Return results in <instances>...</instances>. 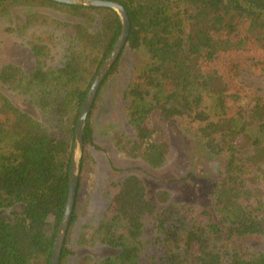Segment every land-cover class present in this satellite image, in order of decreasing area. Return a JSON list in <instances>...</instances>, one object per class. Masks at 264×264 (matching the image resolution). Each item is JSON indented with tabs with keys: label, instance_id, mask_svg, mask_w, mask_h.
<instances>
[{
	"label": "trees",
	"instance_id": "trees-1",
	"mask_svg": "<svg viewBox=\"0 0 264 264\" xmlns=\"http://www.w3.org/2000/svg\"><path fill=\"white\" fill-rule=\"evenodd\" d=\"M101 1L121 5L129 31L83 126L76 199L86 150L94 146L95 109L125 49L138 60L122 91L128 131L113 134L117 151L161 169L172 154L169 130L175 127L198 139L219 166L209 206L169 203L161 191L159 208L134 174L112 183L94 235L117 253L99 261L84 256L80 264H143L151 251L159 252L162 264H264V250L245 243L258 238L264 244V92L244 79L247 71L264 77V64L256 71V63L234 66L231 76L217 67L224 55L264 53V0ZM0 17L33 65H1L0 85L39 116L0 92V264H51L77 119L121 22L110 8L51 0H2ZM76 199L59 264L72 254L68 235L77 220Z\"/></svg>",
	"mask_w": 264,
	"mask_h": 264
},
{
	"label": "rangeland",
	"instance_id": "rangeland-1",
	"mask_svg": "<svg viewBox=\"0 0 264 264\" xmlns=\"http://www.w3.org/2000/svg\"><path fill=\"white\" fill-rule=\"evenodd\" d=\"M55 17L71 20L52 10H42ZM7 20L0 17V66L13 63L28 69L32 62L28 56L15 46V37L6 32ZM29 33L27 39L38 37ZM251 56L252 58H248ZM55 58L58 57L55 56ZM138 55L128 49L123 51L118 71L110 76L102 88L98 105L93 118L94 146L86 150V173L80 181L76 199L77 220L70 231L68 248L72 254L65 264H80V259L89 256L99 261L107 256H113L117 250L106 247L96 240L94 231L102 220L103 213L109 205L106 191L112 183L120 181L127 174H134L143 182L147 199L157 205V193L164 191L169 196V203H195L209 206L208 197L211 186L216 178L219 161L209 155L202 143L187 136L184 132L171 127L172 154L168 163L161 169L153 170L139 159H131L120 154L114 147L112 136L115 132L127 133L128 128L122 112V91L125 88L132 66L137 62ZM256 63L253 71L264 64V53L248 50L239 55H224L218 59L217 67L222 72L234 73V66L250 67ZM32 65V66H31ZM245 75V81L254 83L264 92V77L252 71ZM0 92L7 96L20 109L39 118L37 112L21 97L0 85ZM77 155V159H78ZM151 227L147 228L149 233ZM252 250H264V244L258 238L245 241ZM143 264H162L157 251L149 252L143 259Z\"/></svg>",
	"mask_w": 264,
	"mask_h": 264
},
{
	"label": "water",
	"instance_id": "water-1",
	"mask_svg": "<svg viewBox=\"0 0 264 264\" xmlns=\"http://www.w3.org/2000/svg\"><path fill=\"white\" fill-rule=\"evenodd\" d=\"M2 1V0H0ZM59 4L65 5H75V6H87V7H106L113 9L116 11L120 18L121 22V32L120 35L115 42L112 50L109 55L105 59V61L100 66L98 72L96 73L93 81L86 93V97L83 101L79 117L77 119L76 127H75V135H74V144H73V153H72V161L71 167L69 171V189L67 200L64 207V212L62 216V220L58 225L55 240L52 249V257L51 264H59L60 262V251L63 246L65 236L67 233L69 221L71 219V215L73 213V208L76 199V190L78 186V161L81 156L82 149V131L84 123L87 119V116L90 112L91 105L94 101L96 93L106 77L107 73L118 59L122 49L124 48L128 36L129 31V21L124 9L121 5L110 2V1H101V0H51ZM77 155L79 156L77 159Z\"/></svg>",
	"mask_w": 264,
	"mask_h": 264
}]
</instances>
